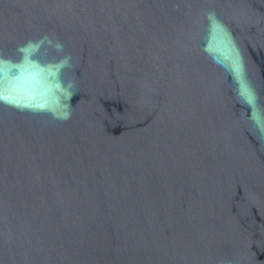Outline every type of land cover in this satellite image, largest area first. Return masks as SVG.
Here are the masks:
<instances>
[{
  "label": "water",
  "instance_id": "1",
  "mask_svg": "<svg viewBox=\"0 0 264 264\" xmlns=\"http://www.w3.org/2000/svg\"><path fill=\"white\" fill-rule=\"evenodd\" d=\"M0 264H264V0H0Z\"/></svg>",
  "mask_w": 264,
  "mask_h": 264
},
{
  "label": "clouds",
  "instance_id": "2",
  "mask_svg": "<svg viewBox=\"0 0 264 264\" xmlns=\"http://www.w3.org/2000/svg\"><path fill=\"white\" fill-rule=\"evenodd\" d=\"M29 47H31V46H29ZM21 51L27 53L28 52V49L27 48L21 49Z\"/></svg>",
  "mask_w": 264,
  "mask_h": 264
}]
</instances>
